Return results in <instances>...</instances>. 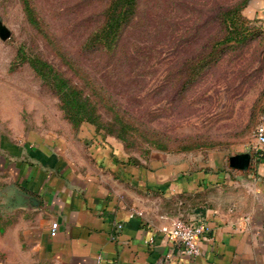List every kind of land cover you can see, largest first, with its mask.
<instances>
[{"label":"crops","instance_id":"0c3cea01","mask_svg":"<svg viewBox=\"0 0 264 264\" xmlns=\"http://www.w3.org/2000/svg\"><path fill=\"white\" fill-rule=\"evenodd\" d=\"M243 13L264 25V0H250ZM74 135L32 132L4 145L20 187L0 264H95L98 254L112 264H264V159L242 150L228 164L216 153L196 160L154 152L133 165L120 141L84 125ZM169 198L173 213L159 204ZM180 216L208 226L194 258L164 231Z\"/></svg>","mask_w":264,"mask_h":264},{"label":"rangeland","instance_id":"374dc122","mask_svg":"<svg viewBox=\"0 0 264 264\" xmlns=\"http://www.w3.org/2000/svg\"><path fill=\"white\" fill-rule=\"evenodd\" d=\"M33 1L60 45L123 108L164 136L168 150L153 149L138 135L129 137L127 150L137 160H146L154 152L196 160L216 153L224 155L228 164V157L241 150L264 159V150H256L253 140L264 102L263 20L247 18L243 13L256 36L245 45L226 51L215 65L188 83L186 59L197 55L202 45L197 39L206 38L211 30L210 24H204L208 10L228 0H140L137 17L123 31L111 55L80 49L99 20L103 0ZM0 26L9 31L8 38H0L3 236L18 215L15 196L20 187L14 180V166L3 159L4 145L11 147L32 132L64 131L74 137L75 130L65 120L56 96L31 67L27 63L12 65L17 50L22 48L26 54L39 56L65 71L26 20L20 0H0ZM184 144L193 148L177 151ZM151 198L157 199L158 194ZM159 204L167 212L176 211L172 198L162 199Z\"/></svg>","mask_w":264,"mask_h":264},{"label":"trees","instance_id":"16d2710c","mask_svg":"<svg viewBox=\"0 0 264 264\" xmlns=\"http://www.w3.org/2000/svg\"><path fill=\"white\" fill-rule=\"evenodd\" d=\"M99 20L84 39L83 52L101 51L113 54L123 31L137 17L140 0H103ZM250 0H228L209 8L204 24H210L206 38H198L201 48L194 58L187 60V79L190 82L207 68L215 65L229 50L245 45L256 36L247 26L249 20L243 10ZM28 23L42 38L45 45L58 57L65 71L56 69L45 59L28 55L19 48L12 65L27 63L56 96L65 120L78 131L81 126L91 128L92 133L101 138H114L120 141L128 155V163L137 165L140 161L128 152L129 137L138 135L148 142L149 147L168 150L164 136L142 124L127 111L119 101L59 43L48 25L40 16L33 0H20ZM203 24V25H204ZM213 31V32H212ZM188 82V83H189ZM152 135V138L148 136ZM193 146L184 144L177 151H190ZM4 228H0L3 233Z\"/></svg>","mask_w":264,"mask_h":264},{"label":"built area","instance_id":"2783aa9c","mask_svg":"<svg viewBox=\"0 0 264 264\" xmlns=\"http://www.w3.org/2000/svg\"><path fill=\"white\" fill-rule=\"evenodd\" d=\"M254 147L256 150H264V102L259 115L258 123L253 132ZM141 215V212L133 211ZM245 221L247 218L244 219ZM57 223H52L50 234L56 233ZM121 229V225H117ZM168 237L180 248V250L189 257H196L200 254L199 241L208 233V226L203 220L193 222L184 220L181 216L177 217L169 229L164 230ZM95 264H112L106 262L102 254H98Z\"/></svg>","mask_w":264,"mask_h":264},{"label":"water","instance_id":"95a60500","mask_svg":"<svg viewBox=\"0 0 264 264\" xmlns=\"http://www.w3.org/2000/svg\"><path fill=\"white\" fill-rule=\"evenodd\" d=\"M9 37V31L3 27V26H0V38L2 40L6 39ZM236 159V157H233L230 159V161H234ZM243 160V159H242ZM241 163H244L241 165V167H247V161H242ZM29 200V204L31 205L30 207H36V204L38 203L37 200L33 197H30V196H26ZM34 205V206H33Z\"/></svg>","mask_w":264,"mask_h":264}]
</instances>
